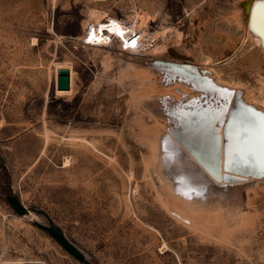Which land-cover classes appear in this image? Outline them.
I'll use <instances>...</instances> for the list:
<instances>
[{"label":"rangeland","instance_id":"obj_1","mask_svg":"<svg viewBox=\"0 0 264 264\" xmlns=\"http://www.w3.org/2000/svg\"><path fill=\"white\" fill-rule=\"evenodd\" d=\"M241 1L0 0V264H84L35 222L48 223L36 209L91 264H264V185L240 190L239 213L223 215L213 210L227 198L213 209L161 184L172 130L162 115L177 111L176 96L144 69L158 53L241 99L247 90L264 97V54L241 28ZM93 8L123 21L144 15L156 44L127 56L114 41L85 44ZM137 56L141 67L128 60ZM60 67L68 91L56 86ZM200 95L182 105L213 99ZM6 193L30 214L16 213Z\"/></svg>","mask_w":264,"mask_h":264},{"label":"bare ground","instance_id":"obj_2","mask_svg":"<svg viewBox=\"0 0 264 264\" xmlns=\"http://www.w3.org/2000/svg\"><path fill=\"white\" fill-rule=\"evenodd\" d=\"M242 7H238L236 14L241 28L246 31L251 40L258 43L264 54V0H256L255 2L254 0H249ZM105 15L98 9L93 8L90 10L89 19L85 27V35L82 39L89 36L95 46H104L107 43L109 44L110 41H114L120 45L121 38L116 37L114 39L115 34L117 32L122 33V38L128 40L132 37L128 32V27L139 26L140 33L137 35L138 40L135 46H128L126 49L124 48L126 50L124 54L126 55L127 52L135 51V49H139L140 47L146 51V49L150 47V43L153 46L156 44V34L150 35L146 32V28H142L147 20L144 15H140L135 18V20L131 21L119 20V23L111 21V25H107L105 22L117 19L110 16L104 18ZM175 52H177L176 49ZM156 54L159 61L155 65L153 64L154 66H152V64L150 67L142 65V68L144 66L146 73L149 74L147 80L149 79L153 84L158 82V85L159 82L162 83V80H164L162 84H168V87L166 85L165 87L168 88V91H172L171 95L177 97L171 98V101H169V98L167 97L170 105L167 104L169 106L173 105L172 108H177V111H175L173 115H170L171 117L167 115L164 117V115H162V121L166 122V127L172 126L170 127L172 130H167L166 140L164 139L165 142L163 143V149H165L163 150V163H167V166L163 167V171L161 170L162 173L160 172L162 175L161 177H163V182L161 184H163V187H168L170 183L173 184V186L177 190H180L192 204H195L198 201H204L206 205L208 203V205L213 208L214 204H219L220 206L218 199L215 201L214 198H227V206L225 209H219L222 207L220 206L218 208L214 207L215 209L213 208V211L216 210V213L217 211H221L223 212V215H225L224 213L238 214L240 207H238L237 202H233V199L237 196L240 190L246 187L248 188L249 185L254 182L255 184L258 183L264 185V167H262L260 163L259 127L257 126L250 130V143L247 145L237 140L236 136L233 134L234 128L239 119L238 114L243 113L245 110L257 114H264V97L259 99L253 94V91L247 90L245 95L243 94L245 97H242L241 99L238 92L239 90L236 95L235 90L233 93V91L222 87L223 85L218 86L217 83V87L203 77L201 78V75L199 76V73H197V70H199L200 67L196 68L194 65L191 67H187V65L185 67L182 66V64L184 65L183 61L173 60L171 59L172 57L169 58L166 55L159 56L158 53ZM138 57L139 56L133 59L128 58L131 62L130 64H137L136 66L140 64L141 67V63L138 62L142 61L144 58L141 59L142 57ZM157 57H155L156 61ZM165 59L167 60V63L160 61ZM143 61L145 62V59ZM169 61L170 63H168ZM171 61H175L176 63H172ZM179 78L183 81L181 82ZM70 87L68 89L58 90L68 91L71 89ZM204 92L207 96L204 97V95L202 98H213L208 99L209 103H207L206 106L204 104V106H200L193 103L194 106L187 109L185 105H182V102L185 100L191 102L196 100L194 99L195 97L201 98L200 94H204ZM182 96H185L186 98H183ZM248 101H250V103ZM255 102H259L263 105L261 107L263 109L262 112L257 108H254V104H256ZM157 116L159 117V115ZM249 150H252L255 153L252 159L248 158ZM236 153H240V155H234ZM166 187L165 189H167ZM200 208H202V206ZM239 217L240 216H238V218ZM194 223L197 224L196 221Z\"/></svg>","mask_w":264,"mask_h":264},{"label":"water","instance_id":"obj_3","mask_svg":"<svg viewBox=\"0 0 264 264\" xmlns=\"http://www.w3.org/2000/svg\"><path fill=\"white\" fill-rule=\"evenodd\" d=\"M249 0H242L241 5H245ZM167 63L166 61H163ZM70 72L67 67H60L57 69V81L56 86L58 89H68L70 87L69 84ZM207 102V101H206ZM219 120V119H218ZM3 162V157L0 154V163ZM1 191V189H0ZM8 203L18 214H25L29 212V208H27L19 199L16 194L6 193L5 194ZM46 215L48 223H43L40 221H35L39 226L45 229L66 251H68L72 256H74L77 260L84 264H91L87 259L84 252L77 247L62 231V229L55 224L51 218L47 215L44 210L36 209Z\"/></svg>","mask_w":264,"mask_h":264},{"label":"snow or ice","instance_id":"obj_4","mask_svg":"<svg viewBox=\"0 0 264 264\" xmlns=\"http://www.w3.org/2000/svg\"><path fill=\"white\" fill-rule=\"evenodd\" d=\"M133 46H135V41H133ZM238 121L234 128V135L237 140L245 145L250 143L249 133L254 127H259V151H260V163L264 167V114H257L255 112H248L245 110L243 113L238 114ZM258 122V123H257ZM234 155H240L236 153ZM255 153L252 150L248 152V158L252 159Z\"/></svg>","mask_w":264,"mask_h":264},{"label":"built area","instance_id":"obj_5","mask_svg":"<svg viewBox=\"0 0 264 264\" xmlns=\"http://www.w3.org/2000/svg\"><path fill=\"white\" fill-rule=\"evenodd\" d=\"M110 19V18H109ZM120 19H117V20H108V21H106L105 23H107V25H111V21L112 22H115V23H119L120 21H119ZM104 23V24H105ZM128 32H129V34L132 36L130 39H128V40H124L123 38H122V33H119V32H117L116 34H115V36H114V39L116 38V37H120L121 38V47L122 48H127L128 46H130V47H132L133 46V41H135V44H136V42H137V40H138V38H137V35L140 33V28H138V27H134V26H132V27H128ZM113 38V37H112ZM112 38H110V39H112ZM83 42L85 43V44H88V45H95L92 41H91V39L89 38V36H86L84 39H83ZM108 42V41H107Z\"/></svg>","mask_w":264,"mask_h":264},{"label":"crops","instance_id":"obj_6","mask_svg":"<svg viewBox=\"0 0 264 264\" xmlns=\"http://www.w3.org/2000/svg\"><path fill=\"white\" fill-rule=\"evenodd\" d=\"M3 164H4V163H3ZM5 166H7V165H5ZM5 166H4V167H5Z\"/></svg>","mask_w":264,"mask_h":264}]
</instances>
